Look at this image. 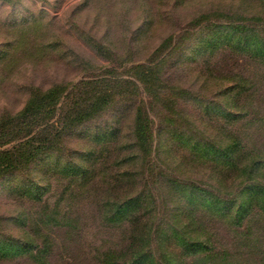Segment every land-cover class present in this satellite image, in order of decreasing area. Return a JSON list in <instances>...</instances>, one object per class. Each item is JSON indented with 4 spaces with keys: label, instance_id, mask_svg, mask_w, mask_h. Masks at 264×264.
<instances>
[{
    "label": "rangeland",
    "instance_id": "obj_1",
    "mask_svg": "<svg viewBox=\"0 0 264 264\" xmlns=\"http://www.w3.org/2000/svg\"><path fill=\"white\" fill-rule=\"evenodd\" d=\"M258 3L259 0H0V121L20 113L31 90H46L55 83L70 87L80 80L100 78L115 87L114 102L100 116L64 132L60 152H42L25 169L0 178V247H14L0 252V264H33L28 252L33 244L42 246L41 232L50 248L44 264H99V252L118 244L117 233L101 220L98 203L103 198L96 195L109 178L91 183L87 189L92 190L84 192L80 188L68 191L73 185L68 180L93 148L92 137L115 122L129 126L137 103L145 102L153 120L157 152L159 142L173 129L192 133L180 122L179 113L172 114L163 106L167 95L172 94L174 99L178 97L176 92L184 88L188 98L229 109L230 91L225 88L229 73L246 76L253 92L250 98L242 97L245 116L235 128L249 145L264 149V65L251 60L245 52H218L206 66L180 62L184 53L187 58L183 61L195 53L189 47L202 28L191 24L194 17L208 12L216 23L258 22V29L264 30V20H250L258 11ZM203 45L196 48L197 52ZM141 66L152 67L157 75L155 91L160 98H148L142 90L138 82ZM192 103L178 98L177 111L186 105L195 110ZM204 123L199 124L195 137L215 139L217 128ZM196 152L206 154L201 147ZM158 162H166L167 173H175L178 181L191 179L209 191H218L216 182L208 178L209 171L202 172L204 166L175 170L179 161L171 154L160 156ZM48 164H54V172L53 167L49 173L44 171ZM261 177L264 170L256 173L255 178ZM256 189L259 197L262 190ZM158 192L154 194L163 204L169 200L164 192ZM251 195L250 189L240 192L232 206L243 211ZM62 218H70L71 224ZM206 233L214 252H228L230 264H264L263 220L247 219L239 226L215 220L208 224ZM221 256L209 264H228Z\"/></svg>",
    "mask_w": 264,
    "mask_h": 264
},
{
    "label": "trees",
    "instance_id": "obj_2",
    "mask_svg": "<svg viewBox=\"0 0 264 264\" xmlns=\"http://www.w3.org/2000/svg\"><path fill=\"white\" fill-rule=\"evenodd\" d=\"M257 10L250 20H264V0H259ZM247 23L233 20L216 23L208 12L197 15L191 24L201 26L202 30L192 41L197 44L189 47L195 53L183 61L187 58L184 53L180 62L206 66L218 52H245L251 60L264 65V30L258 29V22ZM220 36L230 39L222 41ZM227 40L229 42H225ZM200 44L204 47L197 52ZM248 45L254 48L245 49ZM228 76L225 88L230 91L229 109L188 98L184 88L176 92L178 97L174 99L170 93L165 97V109L172 114L179 113L180 122L192 133L173 129L159 142L157 152L153 140L154 123L145 102L134 105L129 126L115 122L114 126L106 125L92 137L93 148L86 152L83 163L69 178L73 185L67 190L90 191L92 189L87 188L91 183L109 178L105 188L96 192L103 198L98 208L103 224L114 229L119 242L99 252V264H209L220 255L230 264L227 251L214 252L212 249L211 238L206 233L208 224L223 220L239 226L247 219L264 221V177L261 181L255 178L256 173L264 170V149L249 145L235 128L245 116L242 97L250 98L253 87L246 76L236 73ZM215 77L221 79L222 75ZM138 82L148 98H160L155 91L157 75L152 67L144 69L141 66ZM114 94L115 87L102 78L80 80L70 87L55 83L46 90L29 91L20 113L0 121V178L25 169L42 152L55 149L60 152L64 132L100 116L114 102ZM178 98L193 101L196 109L186 105L178 112ZM204 122L217 128L215 139L195 137L199 124L204 125ZM21 135L27 138L21 140ZM198 147L204 148L206 154L197 153ZM167 154L179 161L175 170L204 166L202 172L209 171L208 178L216 182L218 191H209L191 179L178 181L175 173H167L166 162H158L160 156L166 158ZM50 167L54 172V164L44 167V171L49 173ZM256 187L262 190L259 197ZM247 189L252 195L240 212L232 206L233 199ZM155 191H159V195L164 192L169 200L165 199L163 204ZM62 219L71 224L70 218ZM39 235L42 246L33 244L28 252L33 264H44L45 255L50 251L44 234ZM8 249H14L13 245L0 247V252Z\"/></svg>",
    "mask_w": 264,
    "mask_h": 264
}]
</instances>
